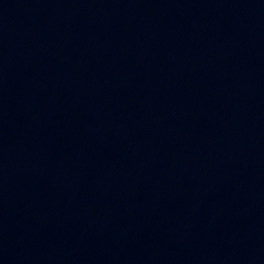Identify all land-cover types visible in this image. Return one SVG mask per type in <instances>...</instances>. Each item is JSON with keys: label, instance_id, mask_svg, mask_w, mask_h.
Masks as SVG:
<instances>
[{"label": "water", "instance_id": "obj_1", "mask_svg": "<svg viewBox=\"0 0 264 264\" xmlns=\"http://www.w3.org/2000/svg\"><path fill=\"white\" fill-rule=\"evenodd\" d=\"M0 264H264V0H0Z\"/></svg>", "mask_w": 264, "mask_h": 264}]
</instances>
